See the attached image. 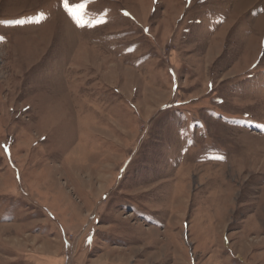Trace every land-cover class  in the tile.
Instances as JSON below:
<instances>
[{"label": "rangeland", "instance_id": "374dc122", "mask_svg": "<svg viewBox=\"0 0 264 264\" xmlns=\"http://www.w3.org/2000/svg\"><path fill=\"white\" fill-rule=\"evenodd\" d=\"M0 264H264V0H0Z\"/></svg>", "mask_w": 264, "mask_h": 264}, {"label": "snow or ice", "instance_id": "6c2138e0", "mask_svg": "<svg viewBox=\"0 0 264 264\" xmlns=\"http://www.w3.org/2000/svg\"><path fill=\"white\" fill-rule=\"evenodd\" d=\"M65 8H66V10H68L71 13V9H68L67 8V4H65ZM125 15H127V13H125ZM73 18L76 19L75 16H73ZM76 23L79 25L80 24V21L78 19H76Z\"/></svg>", "mask_w": 264, "mask_h": 264}]
</instances>
